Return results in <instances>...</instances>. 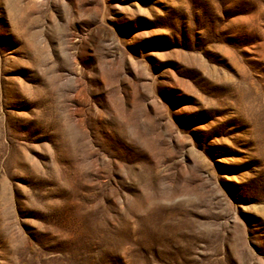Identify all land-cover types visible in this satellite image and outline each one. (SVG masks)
<instances>
[{
  "label": "rangeland",
  "instance_id": "1",
  "mask_svg": "<svg viewBox=\"0 0 264 264\" xmlns=\"http://www.w3.org/2000/svg\"><path fill=\"white\" fill-rule=\"evenodd\" d=\"M0 264H264V0H0Z\"/></svg>",
  "mask_w": 264,
  "mask_h": 264
}]
</instances>
